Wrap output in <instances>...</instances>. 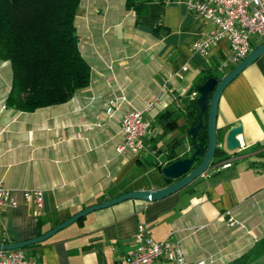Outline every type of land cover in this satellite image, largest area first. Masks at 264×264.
<instances>
[{
  "label": "crops",
  "instance_id": "crops-1",
  "mask_svg": "<svg viewBox=\"0 0 264 264\" xmlns=\"http://www.w3.org/2000/svg\"><path fill=\"white\" fill-rule=\"evenodd\" d=\"M126 1L80 0L75 26L90 81L65 102L33 111L6 106L11 67L0 59V180L17 201L0 206V242L34 237L127 190L165 185L159 170L165 152L172 148L176 158L190 148L184 116L177 117L188 90L203 71L221 76L237 63L226 39L206 54L192 49L212 24L182 0H132L129 7ZM250 42L253 47L264 37L252 35ZM156 95L160 101L145 111L152 125L144 148L118 152L122 114L144 109ZM236 123L242 125L236 156L215 160L164 198L126 199L91 211L24 248L26 256L38 264H119L136 250L133 236L143 222L152 240H179L189 260L226 264L264 236V54L220 95L216 124L222 141ZM160 135L168 138L159 147ZM145 149L158 156L149 165L142 160ZM31 188L42 189V205L23 197ZM253 264H264V256Z\"/></svg>",
  "mask_w": 264,
  "mask_h": 264
},
{
  "label": "trees",
  "instance_id": "trees-1",
  "mask_svg": "<svg viewBox=\"0 0 264 264\" xmlns=\"http://www.w3.org/2000/svg\"><path fill=\"white\" fill-rule=\"evenodd\" d=\"M79 3L80 0H0V59L7 60L11 67L6 106L33 111L65 102L88 85L90 65L80 51L75 26ZM126 4L129 7L134 3L127 0ZM213 74L215 71L207 70L196 78L183 99V112L177 116H184L182 129L191 150L192 137L188 130L197 122L198 112L195 93L191 94ZM171 113L163 114L162 118H169ZM177 117L170 121L176 123ZM195 141L200 147L199 160L207 143L205 124L197 131ZM178 142L176 139L173 145ZM217 151L222 152L220 148ZM165 158L167 162L175 158L172 148L165 152ZM261 256H264V236L226 264H253Z\"/></svg>",
  "mask_w": 264,
  "mask_h": 264
},
{
  "label": "built area",
  "instance_id": "built-area-1",
  "mask_svg": "<svg viewBox=\"0 0 264 264\" xmlns=\"http://www.w3.org/2000/svg\"><path fill=\"white\" fill-rule=\"evenodd\" d=\"M182 1L189 11L212 24L204 38L192 42L191 47L197 52L206 54L212 46L226 39L231 60L238 62L251 49L252 35L264 37V0ZM186 68V65L181 67L182 70ZM158 101L160 95L154 96L144 109L129 108L122 114L119 121L121 141L116 147L118 152L144 148L145 137L152 125L150 119L145 116V111ZM22 194L25 199L32 197L39 206L42 205V189H24ZM16 203L12 190L0 180V206L12 207ZM133 239L136 250L124 257L119 264H206L204 259L189 260L179 240L173 239L170 235L159 241L152 240L143 222L137 223ZM0 264H38V262L26 256L23 248H15L0 250Z\"/></svg>",
  "mask_w": 264,
  "mask_h": 264
},
{
  "label": "water",
  "instance_id": "water-1",
  "mask_svg": "<svg viewBox=\"0 0 264 264\" xmlns=\"http://www.w3.org/2000/svg\"><path fill=\"white\" fill-rule=\"evenodd\" d=\"M264 54V43H259L251 47L249 52L236 64H234L227 72L224 70L221 76L218 72L208 76L195 91V102L198 108L197 122L192 125L188 133L192 137V150L174 158L170 162H166L160 168L162 176L169 180L165 185L153 189H131L122 192L112 198L87 205L72 215L66 217L62 221L56 223L46 231L24 240L13 242H0V250H8L15 248H24L27 245L43 241L56 233L58 230L66 227L70 223L82 218L86 214L96 209L107 207L126 199L140 200H158L164 198L191 183L198 176L204 174L213 161L217 147V109L220 95L225 86L235 78L246 66L252 63L260 55ZM206 110V117L204 112ZM206 125L207 143L206 148L199 160L196 159L200 155V147L195 141L197 131ZM242 125L240 123L229 126L223 134L224 147L222 151L230 150L236 152L240 147L236 135L241 133Z\"/></svg>",
  "mask_w": 264,
  "mask_h": 264
},
{
  "label": "rangeland",
  "instance_id": "rangeland-1",
  "mask_svg": "<svg viewBox=\"0 0 264 264\" xmlns=\"http://www.w3.org/2000/svg\"><path fill=\"white\" fill-rule=\"evenodd\" d=\"M157 128V125L155 124V127H154V131H155V129ZM183 131H185L184 129H182ZM185 133H186V131H185ZM187 135V134H186ZM166 136V135H165ZM167 137V136H166ZM165 137V138H166ZM158 138H159V140H158ZM158 138H157V140L159 141V143L157 142V145L159 146V145H162V142H163V140H165V138L164 137H162L161 135L160 136H158ZM164 138V139H163ZM168 138V137H167ZM163 139V140H162ZM218 140H217V147L218 148H222V147H224L225 145H224V142L221 140V138H220V136H218V138H217ZM161 140H162V142H161ZM148 143H149V145L151 146L152 145V142L150 141V140H148ZM160 147V146H159ZM183 147V144L181 143V144H179L178 146H177V148H178V150H180L181 148ZM184 149H186V147H184ZM223 152V153H222ZM222 152H220L219 153V151H217V153H215V155H214V157H213V159L214 160H216V161H219V160H224L223 158L224 157H226V156H236L237 154H236V152H233V151H230V150H226V151H222ZM143 158H142V160H143V162H144V164L145 165H149V164H151L152 163V161H155V159L158 157L157 155H156V153H154V152H152L151 150H147V149H145V151L143 152V156H142ZM225 160H228V157L225 159ZM224 160V161H225ZM229 163V162H228ZM230 164V163H229ZM200 176H198L197 178H199Z\"/></svg>",
  "mask_w": 264,
  "mask_h": 264
},
{
  "label": "flooded vegetation",
  "instance_id": "flooded-vegetation-1",
  "mask_svg": "<svg viewBox=\"0 0 264 264\" xmlns=\"http://www.w3.org/2000/svg\"><path fill=\"white\" fill-rule=\"evenodd\" d=\"M217 138H218V136H217ZM218 140V139H217ZM227 157H229V156H226V157H224L223 159L225 160ZM196 159H197V157H196ZM214 160V159H213ZM213 165V161H212V163L210 164V166H209V168L211 167Z\"/></svg>",
  "mask_w": 264,
  "mask_h": 264
}]
</instances>
